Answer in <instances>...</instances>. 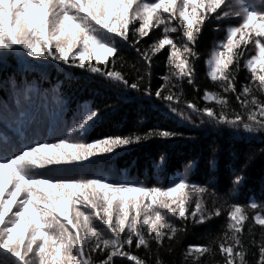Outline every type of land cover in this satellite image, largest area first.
I'll return each instance as SVG.
<instances>
[{"label":"snow or ice","instance_id":"1","mask_svg":"<svg viewBox=\"0 0 264 264\" xmlns=\"http://www.w3.org/2000/svg\"><path fill=\"white\" fill-rule=\"evenodd\" d=\"M226 18H238V25L226 27L225 38L206 60L207 75L219 91L205 90L202 99L212 104L201 108L195 98L184 99L183 82L199 91L197 42L206 23ZM161 28L162 37L138 47ZM121 44L135 49L146 65L134 69L131 82L116 70L124 68L118 55ZM249 45L255 50L250 56ZM166 47L167 72L153 90V57ZM18 49L154 97L182 119L191 120L194 114L201 124L264 132V0L259 6L253 0H0V51ZM242 60L249 75L238 87ZM181 103L189 111L176 107ZM99 115L97 108L85 104L71 132L58 142L37 141L0 155V264H116V258L148 264L132 249L143 247L151 255V242L163 248L165 239L177 238L184 229L170 217L204 223L221 215L214 200L208 207L209 189L187 177L161 187L52 175L65 165H82L135 143L183 135L153 129L88 142L87 133ZM242 180L238 175L233 184ZM227 219L219 241L223 264H253L246 258L249 254L254 264H264V203H232ZM246 221L260 226L259 240L252 227L247 229L250 239L242 238ZM212 251L210 246L189 245L184 262L202 264L201 257Z\"/></svg>","mask_w":264,"mask_h":264},{"label":"trees","instance_id":"2","mask_svg":"<svg viewBox=\"0 0 264 264\" xmlns=\"http://www.w3.org/2000/svg\"><path fill=\"white\" fill-rule=\"evenodd\" d=\"M253 2L260 5V0ZM229 25H238V18L213 19L206 23L197 42L200 56L195 65V86L199 91L183 82L184 99L195 98L201 108L212 104L202 99L205 90L219 91L207 75L206 60L216 44L225 38ZM150 35L151 38H145L138 47L146 48L162 37V28ZM167 54L166 47L153 57L150 69L153 90L162 83L160 77L167 72ZM252 54H255L254 49L248 53L249 56ZM118 55L123 58L124 68L116 70L122 71L130 82L136 77L135 68H146L135 49L127 44H121ZM248 75L242 60L238 87L246 82ZM229 95L233 106L238 107L235 97ZM85 104L94 106L100 113L87 133L88 142L114 135L144 134L153 129L183 135L135 143L117 149L115 154L97 155L82 165H65L51 174L65 178L103 177L107 181L161 187L187 177L189 181L207 187L208 207L213 206L214 200L215 206L222 210L220 216L204 223L180 222L170 217L184 229L177 238L165 239L163 248L151 242V255L143 247L132 251L148 264H185L184 252L189 245L210 246L213 251L201 257L202 264H223L219 241L227 231L229 206L238 203L246 207L253 201L264 203V132L247 134L228 127L201 124V118L194 114L191 120H185L172 113L164 102L154 97L149 99L110 79L50 59L31 58L19 49L0 51V155L11 154L37 141L58 142L71 132ZM176 107L189 111L183 103ZM161 157H164L163 163ZM238 175L243 176L242 182L233 184ZM251 212L249 209V214ZM249 227L259 240L260 226L248 221L242 238L250 239ZM169 246L171 252L167 250ZM256 251L251 248V252ZM246 258L254 264L255 257L249 254ZM116 264L134 262L116 258Z\"/></svg>","mask_w":264,"mask_h":264}]
</instances>
